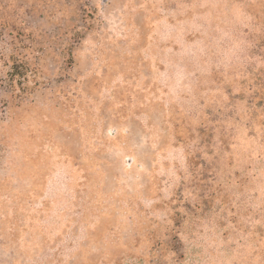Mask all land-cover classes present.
Instances as JSON below:
<instances>
[{
    "label": "rangeland",
    "instance_id": "1",
    "mask_svg": "<svg viewBox=\"0 0 264 264\" xmlns=\"http://www.w3.org/2000/svg\"><path fill=\"white\" fill-rule=\"evenodd\" d=\"M13 62L0 264H264V0H0Z\"/></svg>",
    "mask_w": 264,
    "mask_h": 264
},
{
    "label": "trees",
    "instance_id": "2",
    "mask_svg": "<svg viewBox=\"0 0 264 264\" xmlns=\"http://www.w3.org/2000/svg\"><path fill=\"white\" fill-rule=\"evenodd\" d=\"M29 71L21 69L17 62H13L9 74L2 78L0 77V92L11 94L15 100L20 102L27 91L29 83ZM28 94H31L28 92Z\"/></svg>",
    "mask_w": 264,
    "mask_h": 264
}]
</instances>
